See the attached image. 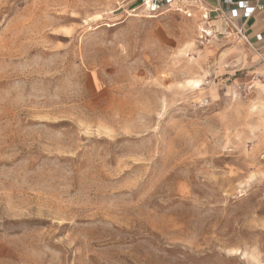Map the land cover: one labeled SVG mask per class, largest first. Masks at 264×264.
I'll use <instances>...</instances> for the list:
<instances>
[{"label": "rangeland", "instance_id": "obj_1", "mask_svg": "<svg viewBox=\"0 0 264 264\" xmlns=\"http://www.w3.org/2000/svg\"><path fill=\"white\" fill-rule=\"evenodd\" d=\"M131 5L0 0V264H264V60Z\"/></svg>", "mask_w": 264, "mask_h": 264}, {"label": "built area", "instance_id": "obj_2", "mask_svg": "<svg viewBox=\"0 0 264 264\" xmlns=\"http://www.w3.org/2000/svg\"><path fill=\"white\" fill-rule=\"evenodd\" d=\"M129 1L132 5L137 4L130 8L134 12L137 8L141 7L148 12L150 16L161 15L164 12L172 11L179 13L187 18L195 15L196 11L199 12V22L209 23L210 11L216 17L220 18L224 24L233 30L240 39L246 42L249 46H254V43L264 41V30L256 33L253 37L248 38L245 35V29L251 20L257 22H264V2L256 1L254 3L247 1L236 0H216L212 10L199 7L195 5L197 2H204V0H124ZM197 3V4H198ZM131 5V6H132ZM207 35V34H206ZM264 159V151L262 154Z\"/></svg>", "mask_w": 264, "mask_h": 264}, {"label": "crops", "instance_id": "obj_3", "mask_svg": "<svg viewBox=\"0 0 264 264\" xmlns=\"http://www.w3.org/2000/svg\"><path fill=\"white\" fill-rule=\"evenodd\" d=\"M236 1H247L251 3H254L256 1H259L261 3L264 2V0H236ZM215 2L216 0H204V2H199V3L197 2L198 4L196 3L195 5L212 10L215 5ZM209 13H210L211 21L208 23L209 25L207 26L209 28H212L213 31L212 30L211 31L213 32L214 36H216V34L219 36H223L224 30L227 29V26L224 24V22H222L220 18L216 17V15L212 11H210ZM195 14L199 15V12L196 11ZM207 26L204 27L206 28ZM263 30H264V22H257L251 20L245 29V35L248 38H251L256 33H259ZM250 48H252L254 51L258 50L259 56L264 60V41L254 43V46H250Z\"/></svg>", "mask_w": 264, "mask_h": 264}, {"label": "bare ground", "instance_id": "obj_4", "mask_svg": "<svg viewBox=\"0 0 264 264\" xmlns=\"http://www.w3.org/2000/svg\"><path fill=\"white\" fill-rule=\"evenodd\" d=\"M203 4V3H202ZM205 7V6H204ZM203 25H209L207 22H203Z\"/></svg>", "mask_w": 264, "mask_h": 264}]
</instances>
